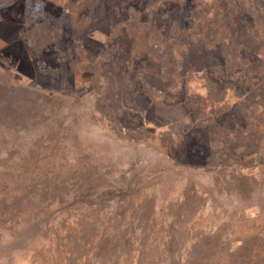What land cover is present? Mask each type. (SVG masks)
<instances>
[{
  "label": "rangeland",
  "instance_id": "rangeland-1",
  "mask_svg": "<svg viewBox=\"0 0 264 264\" xmlns=\"http://www.w3.org/2000/svg\"><path fill=\"white\" fill-rule=\"evenodd\" d=\"M125 227L264 264V0H0V264Z\"/></svg>",
  "mask_w": 264,
  "mask_h": 264
},
{
  "label": "trees",
  "instance_id": "trees-1",
  "mask_svg": "<svg viewBox=\"0 0 264 264\" xmlns=\"http://www.w3.org/2000/svg\"><path fill=\"white\" fill-rule=\"evenodd\" d=\"M82 231L84 233L80 232L79 235L75 231L76 234L73 236V232L68 230L66 232L67 240L65 246L62 248L56 246L58 251L57 259L62 262H59V264H92V262L94 264H121L122 259L119 257L121 255L120 250L127 245H125V242L128 238L125 237V234L129 233L128 228L125 227L124 230L114 228L113 230L103 231L94 238L93 242L88 239L82 242L80 238H87L89 233L86 230ZM140 240L138 242L139 245L134 246L132 260L130 262H124L125 264H184L182 256L178 252L173 251L172 243L166 247V251L170 252L168 258L166 256L165 259L156 261L151 257V252H148L147 245ZM73 247L81 249L77 261H73L75 259L72 257ZM63 260L66 262L63 263Z\"/></svg>",
  "mask_w": 264,
  "mask_h": 264
}]
</instances>
